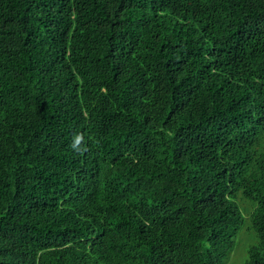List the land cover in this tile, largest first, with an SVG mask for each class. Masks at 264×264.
I'll return each mask as SVG.
<instances>
[{
	"label": "trees",
	"instance_id": "1",
	"mask_svg": "<svg viewBox=\"0 0 264 264\" xmlns=\"http://www.w3.org/2000/svg\"><path fill=\"white\" fill-rule=\"evenodd\" d=\"M244 219L264 264V0H0V264H226Z\"/></svg>",
	"mask_w": 264,
	"mask_h": 264
},
{
	"label": "rangeland",
	"instance_id": "2",
	"mask_svg": "<svg viewBox=\"0 0 264 264\" xmlns=\"http://www.w3.org/2000/svg\"><path fill=\"white\" fill-rule=\"evenodd\" d=\"M238 203L240 208L241 205L248 206L249 207L248 212H250L252 205L251 203H249V201L243 199L240 200ZM243 213H244L243 216L246 217L247 212L243 211ZM235 240H236L235 247L232 253L230 254V257L226 264H242L247 257V251L249 247L256 243L257 239L255 237V234L253 230L250 229V221L248 222V220L244 219L243 226L239 229Z\"/></svg>",
	"mask_w": 264,
	"mask_h": 264
},
{
	"label": "clouds",
	"instance_id": "3",
	"mask_svg": "<svg viewBox=\"0 0 264 264\" xmlns=\"http://www.w3.org/2000/svg\"><path fill=\"white\" fill-rule=\"evenodd\" d=\"M82 143V136L76 135L72 147L74 150H80L78 146Z\"/></svg>",
	"mask_w": 264,
	"mask_h": 264
}]
</instances>
